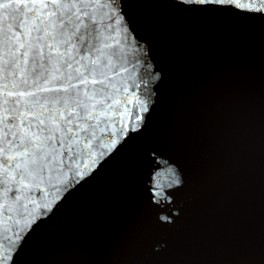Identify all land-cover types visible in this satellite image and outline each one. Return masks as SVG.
<instances>
[{
    "label": "water",
    "instance_id": "obj_1",
    "mask_svg": "<svg viewBox=\"0 0 264 264\" xmlns=\"http://www.w3.org/2000/svg\"><path fill=\"white\" fill-rule=\"evenodd\" d=\"M76 3L89 16L46 41L58 43L53 64L64 73L47 86L65 80L66 62L95 59L103 41L121 104L92 155L43 183L20 191L0 167V264H264V0ZM9 23H0V146L20 99L7 93L34 91L41 72L31 53L23 64L27 48L16 50L31 38L17 21V42Z\"/></svg>",
    "mask_w": 264,
    "mask_h": 264
},
{
    "label": "snow or ice",
    "instance_id": "obj_2",
    "mask_svg": "<svg viewBox=\"0 0 264 264\" xmlns=\"http://www.w3.org/2000/svg\"><path fill=\"white\" fill-rule=\"evenodd\" d=\"M49 3L56 11L45 14L44 10L49 8ZM0 10H3L0 12V23L11 19L12 23L7 25L8 32L14 33L17 42L20 41V33L15 32L14 28L17 21L23 35L31 38L19 43L16 50L19 52L20 49L27 48L22 53L23 64L28 65L31 53L33 72L37 68L41 69L33 81L36 85L34 91L7 93L8 96L20 99L16 100L17 107L12 110L11 126L7 123L4 125L7 130L4 131V145L0 146V155L9 152L12 155H4L0 167L3 168L4 179L18 183L19 190L24 191L28 189L25 180L43 183L44 178L51 173L71 167L84 155L91 156L94 143L98 140L97 133L103 130L107 121L115 114L121 100L114 96L115 85L110 84L111 77L108 74L113 65L111 56L104 51L112 45L103 41L95 50V59L84 64L76 60L77 66L74 69L71 62H66L67 69L72 71L68 72L65 80L59 87L47 86L51 80H59L64 73L60 72L58 63L53 64L56 59L53 54L59 51L58 43L46 41L55 42L58 37L62 39L67 36L69 31L78 32L84 26L83 17L89 16L87 11L81 14L76 0H0ZM52 17H56V20H52ZM33 33L37 35L33 36ZM70 39L68 37L63 42L68 43ZM45 48L49 50L47 56ZM63 55L65 54H60L61 57ZM12 59L18 68L20 62L15 52L12 53ZM49 68L51 79L45 78L41 86L39 80ZM53 73H60V76ZM22 83L28 85L29 80L24 78ZM25 97L34 99L28 101ZM16 199L19 201L22 196H17Z\"/></svg>",
    "mask_w": 264,
    "mask_h": 264
}]
</instances>
